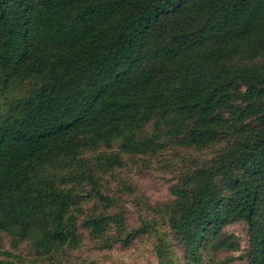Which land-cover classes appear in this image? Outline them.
I'll list each match as a JSON object with an SVG mask.
<instances>
[{
	"label": "trees",
	"instance_id": "16d2710c",
	"mask_svg": "<svg viewBox=\"0 0 264 264\" xmlns=\"http://www.w3.org/2000/svg\"><path fill=\"white\" fill-rule=\"evenodd\" d=\"M13 86L24 92L0 109V264H21L25 242L44 264H99L80 255L85 240L101 252L150 228L155 264H229L213 255L239 249L224 231L236 221L238 259L264 264V0H0L2 94ZM166 153L177 176L152 210L166 228L132 226L115 190L129 183L98 171Z\"/></svg>",
	"mask_w": 264,
	"mask_h": 264
},
{
	"label": "rangeland",
	"instance_id": "374dc122",
	"mask_svg": "<svg viewBox=\"0 0 264 264\" xmlns=\"http://www.w3.org/2000/svg\"><path fill=\"white\" fill-rule=\"evenodd\" d=\"M29 82L26 83L27 88ZM24 92L23 88L13 86L6 93L2 94L0 88V109L1 106H6L16 98L18 95ZM186 151H182L179 157ZM171 155H160L154 159L149 160L146 168H137L134 165L126 163L122 169H117L114 176L107 175L102 171H98V176L102 177V180L111 181V188H115V185L119 180L128 182L131 191L115 189L116 191L123 193V197L120 198V209L127 210L129 215L130 225H135L141 218H147L151 221L153 217H160L163 215V211L160 215L154 214L153 209H163V204L170 198V188L173 186V182L176 179L177 163L179 157L172 158ZM211 156L209 151L198 152L194 154V160L201 161ZM118 187V186H117ZM118 195V193H117ZM119 196V195H118ZM85 208L89 207L87 201H83ZM155 228L159 231L165 230L163 218L157 219ZM167 230V229H166ZM225 233L236 236V242L239 244V249L235 251H221L213 255L214 258H227L230 257L229 264H244L243 259H238L245 248L248 245V234L246 225L241 221L230 223L224 227ZM7 243V241H5ZM155 242L154 229L137 237L128 247L117 246L110 250H104L101 252L90 250V241L85 240V248L79 251L82 257L91 256V258L98 261L99 264H155L157 259L153 250ZM18 250L21 257V264H44L43 262L36 261L31 255V246L28 242L19 243ZM75 261V260H74ZM3 264V263H2ZM73 264V263H71ZM176 264H179L176 262Z\"/></svg>",
	"mask_w": 264,
	"mask_h": 264
}]
</instances>
